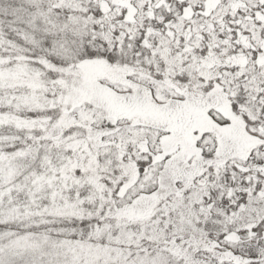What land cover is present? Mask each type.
Here are the masks:
<instances>
[{
	"label": "snow or ice",
	"instance_id": "obj_1",
	"mask_svg": "<svg viewBox=\"0 0 264 264\" xmlns=\"http://www.w3.org/2000/svg\"><path fill=\"white\" fill-rule=\"evenodd\" d=\"M0 264H264V0H0Z\"/></svg>",
	"mask_w": 264,
	"mask_h": 264
}]
</instances>
